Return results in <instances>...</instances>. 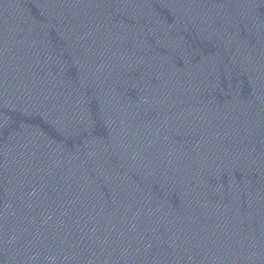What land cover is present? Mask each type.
Returning <instances> with one entry per match:
<instances>
[{
  "label": "water",
  "instance_id": "obj_1",
  "mask_svg": "<svg viewBox=\"0 0 264 264\" xmlns=\"http://www.w3.org/2000/svg\"><path fill=\"white\" fill-rule=\"evenodd\" d=\"M0 264H264V0H0Z\"/></svg>",
  "mask_w": 264,
  "mask_h": 264
}]
</instances>
